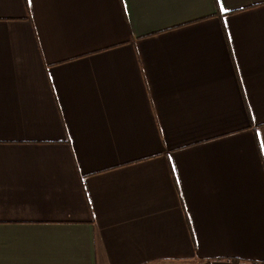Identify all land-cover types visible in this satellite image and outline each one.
I'll list each match as a JSON object with an SVG mask.
<instances>
[{
	"label": "crops",
	"instance_id": "1",
	"mask_svg": "<svg viewBox=\"0 0 264 264\" xmlns=\"http://www.w3.org/2000/svg\"><path fill=\"white\" fill-rule=\"evenodd\" d=\"M0 264H264V0H0Z\"/></svg>",
	"mask_w": 264,
	"mask_h": 264
}]
</instances>
